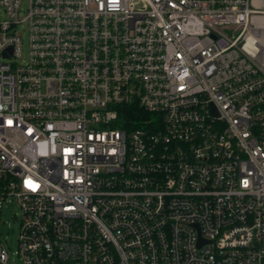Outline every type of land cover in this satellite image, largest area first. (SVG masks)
<instances>
[{
    "label": "built area",
    "instance_id": "built-area-1",
    "mask_svg": "<svg viewBox=\"0 0 264 264\" xmlns=\"http://www.w3.org/2000/svg\"><path fill=\"white\" fill-rule=\"evenodd\" d=\"M21 3L0 0L20 264H264V0Z\"/></svg>",
    "mask_w": 264,
    "mask_h": 264
},
{
    "label": "rangeland",
    "instance_id": "rangeland-1",
    "mask_svg": "<svg viewBox=\"0 0 264 264\" xmlns=\"http://www.w3.org/2000/svg\"><path fill=\"white\" fill-rule=\"evenodd\" d=\"M29 0H22L21 7H22V15L28 6ZM3 11L0 7V20L3 17ZM27 29L25 25L23 27ZM20 29H22L20 27ZM22 38H23V51L24 54L27 55L28 53V33L27 31H22ZM141 113H145L141 111ZM141 115V114H140ZM140 117H138L139 119ZM141 118H145L142 117ZM19 207L16 202L6 201L0 205V242L4 244L5 248L9 254V263L8 264H20L19 258L16 255V250L18 249V235H19Z\"/></svg>",
    "mask_w": 264,
    "mask_h": 264
},
{
    "label": "trees",
    "instance_id": "trees-1",
    "mask_svg": "<svg viewBox=\"0 0 264 264\" xmlns=\"http://www.w3.org/2000/svg\"><path fill=\"white\" fill-rule=\"evenodd\" d=\"M126 118H128V119H135L136 117L135 116H133V113H132V111L129 109V110H127V112H126ZM141 115H142V117H145V118H149L150 117V115L148 114V113H140ZM138 123H136L135 125H137Z\"/></svg>",
    "mask_w": 264,
    "mask_h": 264
}]
</instances>
